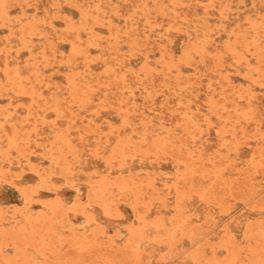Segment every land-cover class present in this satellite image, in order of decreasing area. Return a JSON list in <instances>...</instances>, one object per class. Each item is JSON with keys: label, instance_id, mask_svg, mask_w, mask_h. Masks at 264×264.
Wrapping results in <instances>:
<instances>
[{"label": "rangeland", "instance_id": "obj_1", "mask_svg": "<svg viewBox=\"0 0 264 264\" xmlns=\"http://www.w3.org/2000/svg\"><path fill=\"white\" fill-rule=\"evenodd\" d=\"M0 264H264V0H0Z\"/></svg>", "mask_w": 264, "mask_h": 264}, {"label": "bare ground", "instance_id": "obj_2", "mask_svg": "<svg viewBox=\"0 0 264 264\" xmlns=\"http://www.w3.org/2000/svg\"><path fill=\"white\" fill-rule=\"evenodd\" d=\"M95 9H97L96 7H95ZM94 9V10H95ZM97 11V10H96ZM109 16V15H108ZM84 19V18H83ZM96 20V19H95ZM110 22V21H109ZM82 26V25H81ZM86 26V25H85ZM130 29H132V28H130ZM65 30V29H64ZM73 31V30H72ZM87 32V31H86ZM90 32V31H89ZM85 33V32H84ZM115 37V36H114ZM90 43V42H89ZM90 45H91V43H90ZM94 48V47H93ZM97 48V47H96ZM72 49V48H71ZM162 64V63H161ZM106 74V73H105ZM138 75V74H137ZM120 76H122L121 74H120ZM114 77V76H113ZM180 89V88H179ZM167 135V134H166Z\"/></svg>", "mask_w": 264, "mask_h": 264}]
</instances>
